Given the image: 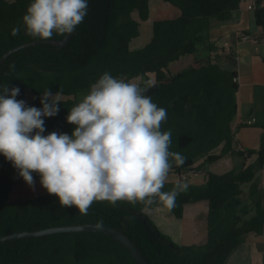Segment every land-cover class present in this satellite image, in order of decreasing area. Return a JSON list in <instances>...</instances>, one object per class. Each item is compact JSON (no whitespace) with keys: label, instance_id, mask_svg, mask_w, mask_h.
<instances>
[{"label":"trees","instance_id":"1","mask_svg":"<svg viewBox=\"0 0 264 264\" xmlns=\"http://www.w3.org/2000/svg\"><path fill=\"white\" fill-rule=\"evenodd\" d=\"M245 1L252 0H159L150 41L132 49L142 23L151 17V0H88V14L65 48L52 42L64 40L67 34L54 33L49 40L26 35L22 17L31 0H0V60L12 49L31 44L3 64L0 85L19 87L17 100L37 108H42L44 89L62 92L65 98L60 99L58 114L44 117L46 136L53 131L72 134L76 126L67 121L70 109L103 73L126 80L140 76L141 86L153 81L146 94L167 110L162 131H172L170 151L186 157L182 166L174 164L170 174L181 176L201 159L214 163L235 150L238 73L210 57L198 60L197 55L203 49L216 50L210 40L213 22L230 21ZM253 1L256 22L264 29V0ZM18 25L20 32L13 36ZM189 55L195 56V64L172 74L171 64ZM220 147L221 152L214 154ZM260 170H264V144L257 164L224 174L208 172L204 181L188 185L174 208L154 204L152 209L167 208L183 219L186 206L209 203L207 242L178 246L153 225L141 203L117 202L113 207L107 201L94 202L84 215L75 206L63 207L56 195L42 187L38 173L32 175L43 194L12 201L19 172L0 154V237L56 226L105 224L129 235L152 264H226L248 234H264ZM22 182L26 183L23 178ZM176 183L167 182L162 191L172 190ZM0 264L138 263L113 237L81 232L2 243Z\"/></svg>","mask_w":264,"mask_h":264},{"label":"clouds","instance_id":"2","mask_svg":"<svg viewBox=\"0 0 264 264\" xmlns=\"http://www.w3.org/2000/svg\"><path fill=\"white\" fill-rule=\"evenodd\" d=\"M88 9V0H31L22 24L26 35L49 40L54 33H73ZM19 32L18 25L12 35ZM140 80L103 73L70 109L72 134L46 136L44 117L58 114L62 92L44 89L42 108H37L17 100L19 87L0 85V154L29 187L34 189L32 174L38 173L42 187L63 207L75 206L84 215L103 201L113 207L139 202L144 211L154 204L174 208L188 184L178 181L172 190L162 189L174 164L182 166L186 157L170 151L172 131H162L167 110L146 94L153 81L141 86Z\"/></svg>","mask_w":264,"mask_h":264},{"label":"crops","instance_id":"3","mask_svg":"<svg viewBox=\"0 0 264 264\" xmlns=\"http://www.w3.org/2000/svg\"><path fill=\"white\" fill-rule=\"evenodd\" d=\"M249 4L250 1L243 2L241 8L234 12L233 18L228 22L214 21L210 31V40L216 47V50L208 52L207 55H197L198 60H207L210 57L212 61L220 64L223 68L238 73L240 86L238 92L239 110L233 122L235 131V150L219 161L211 164L204 163V159H201L195 165L196 168L202 165L199 169L201 171L200 176L182 181L188 185L204 181V176L210 172V168L213 169L217 164L221 165L217 166L214 172L224 174L231 170L239 171L247 168L249 165L258 163L259 151L264 144V29L257 24L255 12L249 9ZM154 5H157L159 8V0L158 3L155 2ZM242 34L251 35L253 38L244 39ZM150 39L151 38L146 42H139L141 44H138V47H140V45H146ZM225 43L232 44L233 48L231 51L225 49ZM186 57L187 56L183 58ZM183 58L176 62L181 61ZM193 58V64H195L196 58L195 56H193ZM173 64H175V62ZM173 64H171V66ZM221 150L222 147L217 149L214 154H219ZM241 152H244V154H241ZM174 180L173 182H180L179 175H177V179ZM257 182L260 185L261 197L264 201V170L257 172ZM200 204H203V207L199 210L197 209V217H205L203 220L206 219L207 221L209 203L204 201L195 205L199 206ZM152 210L156 213L158 212L156 210L162 211V208ZM151 211H146L150 217ZM167 211H169V209L164 208L163 211L159 213L161 215H156L159 217L164 215L167 220H173V218L182 220L177 219L170 211V213ZM199 212L202 213V215H200ZM186 214L187 209L185 211V216ZM153 219L155 220V218ZM161 225L165 227V224ZM183 226L184 225H182L179 237L184 241L187 239H185L186 228ZM193 233L195 236L197 235V227L194 229ZM201 234H203V240L201 239L198 245H204L207 242L208 229L203 230V232L201 231ZM187 241L190 242L191 240ZM188 245H191V243ZM226 264H264V234H248L244 242L236 248Z\"/></svg>","mask_w":264,"mask_h":264},{"label":"rangeland","instance_id":"4","mask_svg":"<svg viewBox=\"0 0 264 264\" xmlns=\"http://www.w3.org/2000/svg\"><path fill=\"white\" fill-rule=\"evenodd\" d=\"M157 2L158 0H152L151 5H152V11H151V17L149 19V21L142 23V29H141V36L135 40H133V42L131 43V48L132 49H139L144 47L145 45H140V47H138V44H141L139 42H146L148 41L149 38H151L152 36V20L153 18L156 17L157 15V8L158 6L154 5V3ZM135 17H138L137 15H135ZM150 41V40H149ZM144 44V43H143ZM146 44V43H145ZM207 55L208 51L206 49H203L198 55ZM193 56H187L186 58H183L181 61L179 62H175V64H173L170 67V71L174 74L179 73L182 70H185L186 68H189L191 66V64L193 65ZM180 70V71H179ZM179 71V72H178ZM139 83H141L140 81H138ZM32 97V94H29V98ZM65 98L64 96L61 95L60 99ZM211 164V163H210ZM221 165V164H219ZM218 164L216 166L212 168H210V172H214L215 168L217 166H219ZM217 169V168H216ZM196 170H199V168H196ZM188 173V179H191L195 176L194 171H189ZM180 180L181 179V176ZM174 179H177V175L176 174H169V179L168 182H173L175 181ZM187 179V180H188ZM43 194V191L40 187V185L35 182V187L34 189L32 187H29V185L27 183L22 182V177L19 176L18 179V183L14 188V191L11 194V200L12 201H16L19 199H29V198H34V197H38L40 195ZM203 204H200L199 207L198 205L192 204V205H188L187 206V214L186 216L182 219V220H176L173 218L172 219H165V216H158L161 215L159 213H161L163 211L164 208H162L161 210H156L158 212H154V210L151 211V222L153 223V225H155L157 228H159V231L164 235H166L167 237H169L176 245L181 246V245H188L191 243H200L203 234H201V231L203 232V230L207 229V221L206 219L203 220L205 217H197V209H201L203 206ZM198 207V208H195ZM161 211V212H159ZM168 213H170L169 211H167ZM158 214V215H156ZM200 215H202V213L199 212ZM155 218V220L153 219ZM157 218V219H156ZM162 222V223H161ZM161 224H165V227ZM182 225H184L183 227L186 228V234H185V239L187 240H191L190 242L187 240L183 239L181 240L179 237V234L182 230ZM201 226V228H200ZM197 227L198 233L195 236L194 229ZM177 236V237H176ZM198 238V239H197ZM203 240V239H202ZM189 242V243H188Z\"/></svg>","mask_w":264,"mask_h":264},{"label":"water","instance_id":"5","mask_svg":"<svg viewBox=\"0 0 264 264\" xmlns=\"http://www.w3.org/2000/svg\"><path fill=\"white\" fill-rule=\"evenodd\" d=\"M78 27V26H77ZM77 27L74 32L71 34H67L65 39L62 41H53L52 43L60 46V48H65L72 41ZM31 44H26L19 46L17 48L12 49L4 57L0 60V68L7 62V60L15 53L23 50ZM81 232H100L105 233L114 239H116L119 243H121L128 252L132 255L133 259L138 264H152L144 255L141 248L133 241V239L124 233L121 230L116 229L113 226L105 225V224H77V225H66V226H56L47 229H43L40 231H24L19 233L10 234L7 236L0 237V244L20 239H28V238H39L51 235L58 234H70V233H81Z\"/></svg>","mask_w":264,"mask_h":264},{"label":"built area","instance_id":"6","mask_svg":"<svg viewBox=\"0 0 264 264\" xmlns=\"http://www.w3.org/2000/svg\"><path fill=\"white\" fill-rule=\"evenodd\" d=\"M249 9L250 10H255L256 9V4H255V2L252 0V1H250V4H249ZM242 37L244 38V39H252L253 37L251 36V35H247V34H242ZM233 47H232V44H230V43H225V49L227 50V51H231V49H232ZM238 79V82H239V78H237ZM251 123V122H250ZM191 171H194V174H195V176L194 177H198V176H200V174H201V171L200 170H196V168H194V169H192ZM188 173H183L182 175H181V179H182V181H185V180H187L188 178Z\"/></svg>","mask_w":264,"mask_h":264}]
</instances>
